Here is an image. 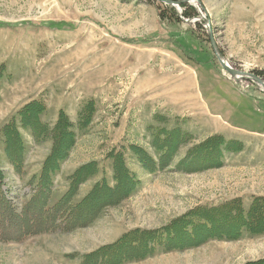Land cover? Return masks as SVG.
<instances>
[{
    "label": "rangeland",
    "instance_id": "rangeland-1",
    "mask_svg": "<svg viewBox=\"0 0 264 264\" xmlns=\"http://www.w3.org/2000/svg\"><path fill=\"white\" fill-rule=\"evenodd\" d=\"M151 2L0 0V130L33 101L45 105L43 122L51 128L61 111L77 126L84 105L93 101L97 107L88 129H77L76 144L52 181L49 205L67 191L68 178L90 163L99 173L81 186L78 200L101 179L111 181L108 155L113 152L125 154L139 182L136 193L101 210L90 224L0 240V264H83L133 230L158 231L197 207L231 200H242L248 210L253 198H264L262 87L233 78L219 64L222 57L232 70L264 81V0H190L174 8L180 19L188 8L197 17L181 23L163 21L168 5ZM150 126L179 129L190 137L170 167L153 174L131 152L135 146L160 158L151 146ZM21 133L26 154L20 172L0 146L3 196L17 212L35 194L52 145L36 144L29 132ZM217 135L241 142L243 150H223L222 166L177 167L189 149ZM263 259L264 234L214 240L127 264H254Z\"/></svg>",
    "mask_w": 264,
    "mask_h": 264
},
{
    "label": "trees",
    "instance_id": "trees-1",
    "mask_svg": "<svg viewBox=\"0 0 264 264\" xmlns=\"http://www.w3.org/2000/svg\"><path fill=\"white\" fill-rule=\"evenodd\" d=\"M151 2V0H149ZM178 2V0H171ZM153 2H151L152 4ZM169 17L161 19L181 23V19L191 20L197 17L194 9L188 8L180 19L175 8L166 6ZM193 34V32H190ZM262 76V73H258ZM46 107L33 101L17 112L0 130V146L3 145L4 158L18 173L24 164L26 154L25 140L21 131L30 133L34 143L50 141L51 150L45 159L38 179V186L32 199L20 212H17L3 195L1 188L4 174L0 169V240H18L22 236L43 233L62 227L71 230L90 224L107 207H116L127 200L138 188L139 182L129 171L125 154L113 152L108 155L112 161L111 181L101 179L88 194L78 200L81 186L99 173L96 163L80 167L67 181L69 186L62 197L52 206L49 205L53 194V179L61 171L62 164L76 144L78 132L88 129L92 124L97 107L89 101L78 114L75 126L63 111L59 113L54 127L43 122ZM156 121V119H155ZM160 121L157 119L156 123ZM152 148L160 154L155 160L144 149L131 146L140 165L153 174L170 167L176 150L186 144L190 137L185 132L174 129L160 130L150 126ZM244 145L237 140H226L223 136H209L189 153L177 167L183 171H196L223 165V150L238 153ZM217 163V164H216ZM36 178V177H35ZM34 178V179H35ZM20 231V232H19ZM19 232V233H18ZM18 233V234H17ZM16 234V235H15ZM264 234V198H253L248 210L244 209L242 200H231L220 206H200L168 226L154 232L133 230L124 234L111 247L102 252L84 258L83 264H127L143 261L163 252H182L202 246L211 241H235L244 235L257 236ZM253 264V263H251ZM254 264H264V259Z\"/></svg>",
    "mask_w": 264,
    "mask_h": 264
},
{
    "label": "water",
    "instance_id": "water-1",
    "mask_svg": "<svg viewBox=\"0 0 264 264\" xmlns=\"http://www.w3.org/2000/svg\"><path fill=\"white\" fill-rule=\"evenodd\" d=\"M152 1H157V2H161L164 3V5H169L170 7H176L178 8L180 5L185 4L186 2L190 1V0H183V1H178V2H173L171 0H152ZM209 37L210 39H212V33L211 31H209ZM216 50V48H215ZM217 51V50H216ZM219 64L221 65V67L223 68V70H225L227 73H229L233 78L241 81V80H250L251 82H254L256 85L262 87V91H263V95H264V81L262 78H260L259 76H256L254 74H246L244 72L238 71V70H232V68L228 67L227 65H225L224 61L221 60V58L219 57ZM238 77H241L240 79H238Z\"/></svg>",
    "mask_w": 264,
    "mask_h": 264
},
{
    "label": "bare ground",
    "instance_id": "bare-ground-1",
    "mask_svg": "<svg viewBox=\"0 0 264 264\" xmlns=\"http://www.w3.org/2000/svg\"><path fill=\"white\" fill-rule=\"evenodd\" d=\"M174 8V7H173ZM221 60H223V58L221 57ZM224 61V63H225V60H223ZM225 65H227L226 63H225ZM228 67H230V68H232L230 65H227ZM241 77H238V79H240Z\"/></svg>",
    "mask_w": 264,
    "mask_h": 264
},
{
    "label": "crops",
    "instance_id": "crops-1",
    "mask_svg": "<svg viewBox=\"0 0 264 264\" xmlns=\"http://www.w3.org/2000/svg\"><path fill=\"white\" fill-rule=\"evenodd\" d=\"M217 117H219V115H215ZM242 131H245V130H242ZM247 132V131H246ZM249 133H258V132H249Z\"/></svg>",
    "mask_w": 264,
    "mask_h": 264
}]
</instances>
